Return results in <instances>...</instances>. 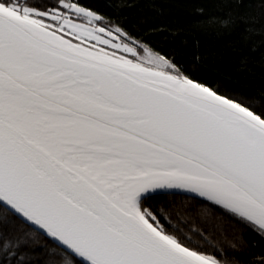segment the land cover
Wrapping results in <instances>:
<instances>
[{
	"label": "snow or ice",
	"instance_id": "obj_1",
	"mask_svg": "<svg viewBox=\"0 0 264 264\" xmlns=\"http://www.w3.org/2000/svg\"><path fill=\"white\" fill-rule=\"evenodd\" d=\"M143 2L0 0V264H264V0Z\"/></svg>",
	"mask_w": 264,
	"mask_h": 264
},
{
	"label": "trees",
	"instance_id": "obj_2",
	"mask_svg": "<svg viewBox=\"0 0 264 264\" xmlns=\"http://www.w3.org/2000/svg\"><path fill=\"white\" fill-rule=\"evenodd\" d=\"M139 4L140 6L135 8V9H131L127 14L129 15V17L133 20H136L138 18H143L144 15H151L152 14V10L147 8L144 5L143 0H139ZM210 10H215L211 7V4L207 5ZM188 14V10L186 9H181V8H171V9H167L164 13V16L166 18L169 19H174L176 16H186ZM153 42L156 44H159L161 46H164V42L166 37L160 34H156L152 37ZM259 57V53H257V58Z\"/></svg>",
	"mask_w": 264,
	"mask_h": 264
}]
</instances>
